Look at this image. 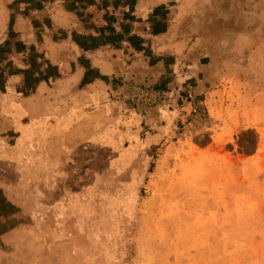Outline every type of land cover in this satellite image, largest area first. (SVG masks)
<instances>
[{"label":"rangeland","instance_id":"obj_1","mask_svg":"<svg viewBox=\"0 0 264 264\" xmlns=\"http://www.w3.org/2000/svg\"><path fill=\"white\" fill-rule=\"evenodd\" d=\"M43 1L0 0L1 87L43 61ZM169 6L203 92L120 76L73 153L0 160V264H264V0ZM160 109L172 130L141 150Z\"/></svg>","mask_w":264,"mask_h":264},{"label":"crops","instance_id":"obj_2","mask_svg":"<svg viewBox=\"0 0 264 264\" xmlns=\"http://www.w3.org/2000/svg\"><path fill=\"white\" fill-rule=\"evenodd\" d=\"M172 1L44 0L33 8L45 11L51 26L43 28V61L16 66L0 86V160L73 153L81 131L109 108L120 76L152 84L169 77L174 85L203 92L205 82L173 39ZM130 119L131 126L141 128V116ZM174 119L175 113L160 109L153 134L128 135L139 149H155Z\"/></svg>","mask_w":264,"mask_h":264}]
</instances>
